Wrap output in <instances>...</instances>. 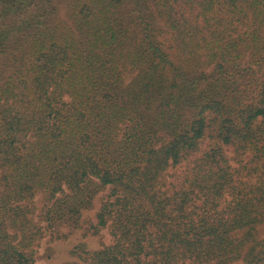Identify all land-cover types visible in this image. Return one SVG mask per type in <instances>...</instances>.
<instances>
[{
  "label": "trees",
  "instance_id": "trees-1",
  "mask_svg": "<svg viewBox=\"0 0 264 264\" xmlns=\"http://www.w3.org/2000/svg\"><path fill=\"white\" fill-rule=\"evenodd\" d=\"M264 264V0H0V264Z\"/></svg>",
  "mask_w": 264,
  "mask_h": 264
},
{
  "label": "rangeland",
  "instance_id": "rangeland-1",
  "mask_svg": "<svg viewBox=\"0 0 264 264\" xmlns=\"http://www.w3.org/2000/svg\"><path fill=\"white\" fill-rule=\"evenodd\" d=\"M109 191L100 194L95 202L94 209L87 212L83 219L82 229L79 231L68 232L63 230L60 239L46 238L37 251V264H66L78 261L80 250H95L101 244H109L111 237L108 231H103L102 237H94L91 234L85 236L89 230L90 222H94L97 210L103 197L107 196Z\"/></svg>",
  "mask_w": 264,
  "mask_h": 264
}]
</instances>
